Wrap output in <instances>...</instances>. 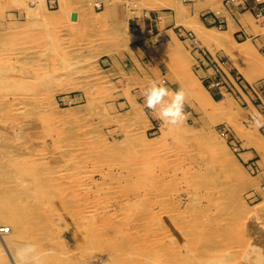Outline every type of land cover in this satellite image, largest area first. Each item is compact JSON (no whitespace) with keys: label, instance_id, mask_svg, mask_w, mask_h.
Masks as SVG:
<instances>
[{"label":"rangeland","instance_id":"obj_1","mask_svg":"<svg viewBox=\"0 0 264 264\" xmlns=\"http://www.w3.org/2000/svg\"><path fill=\"white\" fill-rule=\"evenodd\" d=\"M155 4L0 0V162L24 223L0 190L18 234L0 264H264V79L232 66L223 22L131 31ZM152 82L184 90L185 120L146 107Z\"/></svg>","mask_w":264,"mask_h":264},{"label":"crops","instance_id":"obj_2","mask_svg":"<svg viewBox=\"0 0 264 264\" xmlns=\"http://www.w3.org/2000/svg\"><path fill=\"white\" fill-rule=\"evenodd\" d=\"M157 0H153L155 2ZM166 5L147 9L143 16H137L130 24V30L138 35L149 31L166 34L177 27L196 30L206 40L208 22H223L222 49L236 71L248 82L264 79L262 72L254 71L255 58L264 59V19H257L253 10L254 2L247 0H161ZM163 10V13H160ZM206 17L203 18V15ZM191 26V28H188ZM194 29V30H193ZM215 46V44H212ZM227 49V50H226ZM213 78L210 70L204 71ZM218 94H224L222 87H215ZM257 149L246 152L250 158L256 156Z\"/></svg>","mask_w":264,"mask_h":264},{"label":"clouds","instance_id":"obj_3","mask_svg":"<svg viewBox=\"0 0 264 264\" xmlns=\"http://www.w3.org/2000/svg\"><path fill=\"white\" fill-rule=\"evenodd\" d=\"M144 103L165 125H176L186 119L183 89L173 92L164 83L152 82L144 91Z\"/></svg>","mask_w":264,"mask_h":264},{"label":"bare ground","instance_id":"obj_4","mask_svg":"<svg viewBox=\"0 0 264 264\" xmlns=\"http://www.w3.org/2000/svg\"><path fill=\"white\" fill-rule=\"evenodd\" d=\"M161 6H162V4L152 5L153 8L161 7ZM20 104H21V102H20ZM13 178L14 177L12 175L11 169H9L7 167V164L6 163L4 164L3 162H0V190L2 192L1 194L3 195L2 200H1L3 202L2 205L4 204L6 206V208L9 209V211H10L8 213L9 214V217L15 223V225L17 227V232H20L21 233L22 230H23V228H24V223H23V220L20 218L19 214L17 213V211L13 209V205H14L13 200L15 199L14 197L16 196V192L13 189V187L11 185V182H10ZM5 230H9V228L8 229L6 227L0 228V238L1 239L2 238L4 239V243H7V244L13 243L15 237L18 234L16 233L12 237H9V238L6 237L5 238L4 236H2V232H1V231H5ZM6 232H8V231H6ZM15 262H17V259H16ZM20 263H21V261H20ZM18 264H19V262H18ZM29 264H33V263H29ZM34 264H61V263L59 261V257L56 256V255H54V256H52L50 258H47V259L43 260L42 262H37V263L34 262Z\"/></svg>","mask_w":264,"mask_h":264},{"label":"built area","instance_id":"obj_5","mask_svg":"<svg viewBox=\"0 0 264 264\" xmlns=\"http://www.w3.org/2000/svg\"><path fill=\"white\" fill-rule=\"evenodd\" d=\"M247 1L254 2V6H252L250 9L256 13L257 17L263 18L264 17V1L263 0H247ZM219 25L220 27H222L221 23ZM185 35L187 38L193 40L194 44H197V40L194 38V35L191 32H187ZM196 47L197 45L195 46V48Z\"/></svg>","mask_w":264,"mask_h":264}]
</instances>
